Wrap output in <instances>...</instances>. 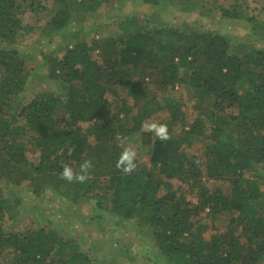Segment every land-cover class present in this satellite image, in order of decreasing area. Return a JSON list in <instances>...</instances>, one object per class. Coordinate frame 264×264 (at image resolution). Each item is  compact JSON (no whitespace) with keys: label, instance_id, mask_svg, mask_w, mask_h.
Wrapping results in <instances>:
<instances>
[{"label":"trees","instance_id":"obj_1","mask_svg":"<svg viewBox=\"0 0 264 264\" xmlns=\"http://www.w3.org/2000/svg\"><path fill=\"white\" fill-rule=\"evenodd\" d=\"M111 1L0 0V183L5 176L14 177L29 182L37 195L49 190L51 198L75 204L94 200L98 209H109L122 222L150 228L172 264H260L264 49L246 54L216 31H184L173 25L148 30V22L132 17L119 18L116 36L98 42L99 60L93 58L87 41L78 40L74 17L92 14ZM44 11L52 16L42 36L71 32L59 48L65 50L64 56L53 50L50 58L51 77L62 89L39 92L22 106L29 72L20 44L34 29L24 18L28 12ZM222 15L236 16L226 7ZM242 81L247 86L239 90ZM147 82L156 92L182 86L196 94L198 116L185 135H178L173 126L182 120L181 103L166 98L163 104L157 93L151 96L143 89ZM119 86L127 88L134 102L125 98L114 110L106 94ZM163 109L171 116L164 123L172 136L166 142L141 130L143 121ZM92 120L96 122L85 130L83 123ZM191 136L206 139L203 155L183 148ZM135 141L151 154L154 166L136 158V171L122 174L116 161L123 147L134 148ZM32 150L39 152L35 158L30 157ZM85 160L93 162L92 179L85 183L60 179L64 164L78 172ZM174 177L197 187L196 201L179 193L170 180ZM204 178L229 179L230 188L210 187ZM16 205L0 188V258L10 257L9 264H93L72 239L47 227L24 233L7 230L6 214ZM204 212L223 220L210 237L201 220Z\"/></svg>","mask_w":264,"mask_h":264},{"label":"rangeland","instance_id":"obj_2","mask_svg":"<svg viewBox=\"0 0 264 264\" xmlns=\"http://www.w3.org/2000/svg\"><path fill=\"white\" fill-rule=\"evenodd\" d=\"M189 1L192 3H184L181 0H159L155 3H144L141 0H112L103 3L98 11L92 14L74 17L73 25L79 31L78 40L87 41L92 46L93 58L99 60H101L102 48L98 42L104 41L108 36H116L115 22L119 18L132 17L142 24L148 22V30L157 26L173 25L184 31L193 29L216 31L227 36L234 48L240 47L246 54H252L257 49H264V0ZM50 2L53 5V1ZM222 7L228 8L236 16H223ZM51 16L52 13L48 11L28 12L24 18L25 24L34 26V29L21 40L20 44V48L27 57L29 72L28 93L22 106L39 92L62 89L60 82L51 77L50 58L53 56V50L56 56H64L65 50L59 48L65 43L64 35L68 37L71 32L69 30L65 34L42 36L43 29ZM246 86L247 82L242 81L238 89L243 90ZM143 89H146V93H151V96L153 92L157 93L158 100H163V104L166 98L181 103L182 120L174 122L173 126L178 135H185L190 123L198 116L194 107L197 101L196 94L182 86L169 88L165 93L156 92L155 86L150 82H147ZM106 96L114 110H118V104L125 98L131 104L134 102V99L128 96V90L124 86L108 92ZM148 99L150 97L142 100ZM120 115L123 116L124 112ZM170 117L168 109H163L154 111L149 120L166 123ZM95 122L96 120L84 122L83 128L88 130L90 124ZM118 136L120 137L119 134ZM89 137L90 140H94L93 134H89ZM189 140L183 148L189 154L203 155L206 139L201 136H191ZM135 142L133 145L137 158L149 167H153L154 161L151 154L141 148L140 142ZM38 154V151L32 150L30 157L35 158ZM11 178L9 180L5 176L0 183L2 193L17 203L16 208L6 214L7 230L24 233L47 227L64 235L67 239H72L92 257L93 264H172L159 250L150 228L138 225L135 221L122 222L109 209H98L94 200L75 204L66 198H51L52 192L49 190L37 195L29 182H17L16 178ZM170 180L179 193L196 201L197 187H192L191 182L177 177ZM204 181L210 187L221 186L226 190L230 188L229 179L204 178ZM260 182L264 189V180L261 179ZM201 220L206 224L207 237L215 233L223 221L220 216L216 219L210 218L206 212L201 214ZM9 261L10 257L0 258V264H9Z\"/></svg>","mask_w":264,"mask_h":264},{"label":"clouds","instance_id":"obj_3","mask_svg":"<svg viewBox=\"0 0 264 264\" xmlns=\"http://www.w3.org/2000/svg\"><path fill=\"white\" fill-rule=\"evenodd\" d=\"M141 130L143 132L152 133L153 137L161 142L169 141L172 138L167 124L158 121H143L141 124ZM136 158L137 152L133 147H123V150L116 161L115 167L120 170L122 174L131 175L138 167ZM93 167L94 165L91 160H85L80 165V170L78 172L74 171L73 167L69 164H64L63 169L60 172V179L66 180L69 183H85L92 179L91 169Z\"/></svg>","mask_w":264,"mask_h":264}]
</instances>
